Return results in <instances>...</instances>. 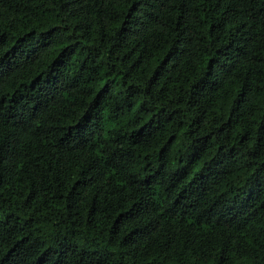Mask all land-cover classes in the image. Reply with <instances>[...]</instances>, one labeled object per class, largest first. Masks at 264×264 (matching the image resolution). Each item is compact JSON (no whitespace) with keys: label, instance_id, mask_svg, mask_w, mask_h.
<instances>
[{"label":"trees","instance_id":"trees-1","mask_svg":"<svg viewBox=\"0 0 264 264\" xmlns=\"http://www.w3.org/2000/svg\"><path fill=\"white\" fill-rule=\"evenodd\" d=\"M0 264H264V0H0Z\"/></svg>","mask_w":264,"mask_h":264}]
</instances>
